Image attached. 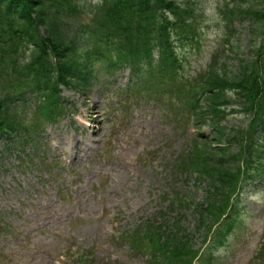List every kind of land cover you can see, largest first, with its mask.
I'll use <instances>...</instances> for the list:
<instances>
[{"label": "rangeland", "instance_id": "1", "mask_svg": "<svg viewBox=\"0 0 264 264\" xmlns=\"http://www.w3.org/2000/svg\"><path fill=\"white\" fill-rule=\"evenodd\" d=\"M189 2L193 16L204 20L203 32L219 25L222 12L230 15L235 5L234 0ZM88 11L82 13L87 21ZM243 27L236 47L246 44ZM215 33L207 32L202 49L185 48V75L198 76L210 63ZM131 82L125 69L100 78L85 97L66 91L80 112L75 121L47 128L46 160L30 144L24 152H0V264H76L80 259L146 264V257L131 252L126 235L176 219L193 237L195 249L205 247L204 233L196 229L197 211L182 203H201L205 186L168 169L186 150L193 126L165 103L132 100L124 115L122 97ZM231 118L240 122L238 115ZM202 130L210 132L208 126ZM107 139L112 141L108 147ZM175 199L180 201L173 204ZM235 226L226 245L214 251L212 264H251L264 233V187L243 193Z\"/></svg>", "mask_w": 264, "mask_h": 264}, {"label": "trees", "instance_id": "2", "mask_svg": "<svg viewBox=\"0 0 264 264\" xmlns=\"http://www.w3.org/2000/svg\"><path fill=\"white\" fill-rule=\"evenodd\" d=\"M103 5L97 8L92 26L80 25L82 18L78 15L82 10H76V0H0V129L6 132L15 131L19 126V113L15 107L10 92H2V78L27 71L29 79L35 85H40L60 91L61 88L72 87L79 92H87L95 74V54L87 47L85 34L95 36L91 27L103 30L107 37L112 29L122 34L127 46L134 47L140 53L145 46L152 52L170 44L173 38L179 36L185 40L193 33L194 10L189 3L182 8L177 0H101ZM249 1L237 0L232 20H247L251 37L250 55L238 58L237 66L228 70L226 60L220 66L212 69L209 76L208 106L200 120H209L217 125L225 118L226 108L234 101L243 105V109L251 114L252 120L258 125H264V0L259 2L260 8H255ZM173 15V17H172ZM246 17H242V16ZM240 17V20L238 19ZM174 35V37H173ZM149 37V39H147ZM111 47V39L102 40ZM236 56L239 50H233ZM146 54H140L141 57ZM176 56V55H175ZM220 56V55H219ZM177 56L173 58L177 63ZM135 65V64H134ZM139 63L135 67L138 70ZM143 69L140 68V71ZM235 97L232 100L231 97ZM256 102L260 103L258 110ZM263 106V107H262ZM257 113H259L257 115ZM257 117V118H256ZM252 126L249 127V130ZM255 128L252 130V133ZM248 132V131H247ZM214 136L219 141H225L226 146L211 147L205 139L194 138L193 148L182 159L185 171L195 172L201 180L209 185L206 204L200 206L201 215L215 216L214 205L223 204L226 195L233 190L236 177L237 157L246 152L236 133L221 126ZM256 140L253 134L251 142ZM238 147L234 152L232 145ZM239 151V152H238ZM203 217L202 223L206 219ZM182 228H176L172 234L164 238V243L174 251V257L181 260L189 249L188 237L182 234ZM183 231V230H182ZM181 231V232H182ZM186 237V238H185ZM152 239V237H150ZM262 253L264 255V246ZM169 256H172L169 253ZM169 256L161 259L155 256L156 263L171 264ZM253 264H264L256 259Z\"/></svg>", "mask_w": 264, "mask_h": 264}]
</instances>
